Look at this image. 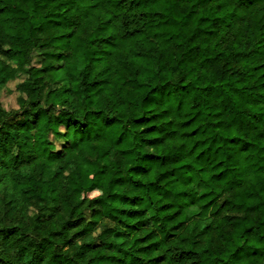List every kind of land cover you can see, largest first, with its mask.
Listing matches in <instances>:
<instances>
[{
    "label": "trees",
    "instance_id": "16d2710c",
    "mask_svg": "<svg viewBox=\"0 0 264 264\" xmlns=\"http://www.w3.org/2000/svg\"><path fill=\"white\" fill-rule=\"evenodd\" d=\"M230 7L225 0H0V43L10 45L0 47V53L15 64L31 61L25 71L35 68L51 81L44 112L72 97L87 103L88 112L107 109L109 127H123L124 120L139 132L138 140L123 134L88 140L59 157L63 164H19L29 172L8 177L15 189L9 210L27 215L39 190L36 199L47 198V203L33 216L34 228L54 225L65 211L69 217L29 241L34 255L27 259L25 250V264H61L63 254L54 241L72 229L62 242L83 240L78 259L87 257L86 264H227L225 256L232 264H264V164L246 171L226 165L233 149L245 160L264 151V56L248 47L251 41L238 38L240 50L220 62ZM194 63L193 89L214 96L218 80L230 78L228 92L242 96L243 103L237 107L231 96H224L219 106L202 112V102H193L195 96L188 100L190 90L181 84L174 107H165L159 90L171 83L167 77L178 64L189 68ZM232 63L237 66L229 69ZM40 111L33 113L31 127L39 122ZM74 120L65 117V127ZM17 127L25 128L24 122ZM194 179L197 188L206 189L198 195ZM80 181L96 193L88 201L97 206L88 211L94 219L87 224L83 210L68 209L48 196L65 185L79 195ZM109 200L120 207L105 212ZM97 217L119 227H105L103 239L89 240V226L95 227ZM14 231L6 230L8 235Z\"/></svg>",
    "mask_w": 264,
    "mask_h": 264
},
{
    "label": "clouds",
    "instance_id": "9594fccd",
    "mask_svg": "<svg viewBox=\"0 0 264 264\" xmlns=\"http://www.w3.org/2000/svg\"><path fill=\"white\" fill-rule=\"evenodd\" d=\"M225 3L231 5L227 11L231 12L232 15L229 17L225 14L224 16L225 23L229 25V28L226 30L228 36L221 41L220 51L222 56L218 58L220 62L223 63L224 60L230 59L227 55L228 52L234 53L240 50L237 47L238 38L241 43L244 40L251 41L248 47H256L260 54L264 56V49L260 48V44H264V40H261V37L264 36V28L259 27L264 25V0H252V3H248L247 0H225ZM256 41H260V44H257ZM0 47L6 48L10 47V45L0 43ZM47 50L54 52L60 49L50 48ZM243 51L247 52L248 48L245 47ZM204 54L206 53L201 54V59H203ZM30 63L31 61L28 63L21 61L20 64H15L9 57L0 53V97H4V100H0V146H2L0 147V176L4 177V179L0 180V229L5 230L0 231V264H25L22 253L26 250L29 253L27 257L29 260L34 255L29 241L38 240L39 236L37 233L46 236L51 227L59 228V224L63 220L69 219L65 211L54 225H49L47 228H34L35 221L33 216L42 212L43 205L47 203V198L45 200L36 199L39 190H37L36 194H33L32 204L34 207L30 213L23 215L16 209L9 210L11 205L8 204V201H14L13 193L15 189L11 186L8 177L17 174V172H29L28 168L20 170L18 167L20 163L35 161L37 164L43 165L50 160H57L58 164H63L64 161L59 159V157H62L68 150L77 149L88 140L96 138L114 140L117 136L122 137V134L127 136L136 135L137 140L139 139L138 130L132 128L124 120L120 121L123 127H120V125L109 127L108 125L112 121V114L108 113L106 115L107 109L99 114L88 112L87 103H77L72 97L68 98L67 103H57L54 108L44 112L43 109L47 108L50 103L46 94L48 88L52 86L51 81L43 73H36L35 68L31 71H25ZM5 65H8V67H5ZM236 66L235 63L227 65L229 69ZM36 67H42V65H36ZM194 68L195 63L189 68L178 64L172 74L167 77L171 83L165 85L164 89L159 90L162 93V97L166 98L165 107H174L176 99L180 98L179 86L181 84L186 85L187 89L190 90L187 97L188 100H192V97L195 96V101L193 102H202V112H209L214 107L219 106L224 96H231L234 105L237 107L243 103L242 96H232L228 92L227 85L232 83L230 78L227 81L218 80L219 87L215 89L216 94L214 96L205 97L199 88L193 89L192 86L197 81L195 77L190 76V71L194 70ZM37 76L43 78L37 79ZM9 81H12V84ZM13 87H15V91L10 93L11 99H9L6 93ZM64 98V95L60 96V99ZM30 101H38V103L33 105L29 103ZM210 105L212 107H209ZM37 109L41 110L39 122L35 127H31V122L34 119L33 113ZM60 109H69V111L62 113ZM261 111H264V108ZM65 117H75V120L71 122L72 127H65ZM57 118L59 119L58 123L56 122ZM170 118H174V113L173 117ZM18 121L24 122L27 131L25 128L17 127ZM49 129H52V131H49ZM57 133L60 135H57ZM45 139L51 141V143H43ZM9 145L10 147H8ZM3 147H8V150L6 152L3 151ZM144 150L150 151L147 148ZM233 161L237 163L233 164ZM262 164H264V151L250 153L248 159L245 160L235 149H233L231 161L226 162L227 166L244 171L250 167L254 169ZM122 168H125V166L122 165ZM120 174L124 175L126 171H122ZM91 179L89 177V180ZM40 182L37 181V183ZM195 185L196 181L194 179L192 189L196 195L199 194V191L206 190L203 187L197 188ZM108 190L111 191V189ZM77 191L79 195L65 185L64 188H56L55 191H50L48 196L57 197V202L66 203L68 209L76 206L78 210H83L85 215L84 223L87 224L88 220L94 219V217L87 215L88 211L90 208L97 206L89 205L88 201L96 193L82 181L77 183ZM90 192L92 193L91 195H89ZM220 198H223V194ZM261 199L264 200V196ZM80 201H83V203H80ZM117 207H120V205L109 200L106 202L105 212H111L113 208ZM95 219L99 222L94 228L89 226V230L92 232L87 237L89 240L103 239V229L105 227H119L114 221L108 220L106 217L103 219L97 217ZM157 223H153L151 227L155 229ZM12 228H15L14 233L8 235L6 230ZM74 231L76 230L72 229L64 233L62 240L54 241V245H59L57 250L63 254L60 258L61 264H86L87 262V257L78 259L81 246L84 243L83 240L73 237L68 244L62 242L63 240H69ZM261 247H264V244ZM241 251L249 253L251 250L242 248ZM224 261L227 264H232V258L228 256L224 257ZM45 264H47V261H45Z\"/></svg>",
    "mask_w": 264,
    "mask_h": 264
},
{
    "label": "rangeland",
    "instance_id": "374dc122",
    "mask_svg": "<svg viewBox=\"0 0 264 264\" xmlns=\"http://www.w3.org/2000/svg\"><path fill=\"white\" fill-rule=\"evenodd\" d=\"M10 84H12V81H9ZM15 91V87L13 88H10L8 90V93H6V95H8L9 99H11V95L10 93L14 92ZM0 100H4V97H0ZM4 102H8V101H4ZM32 211V209L29 211V213Z\"/></svg>",
    "mask_w": 264,
    "mask_h": 264
}]
</instances>
